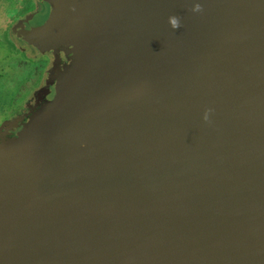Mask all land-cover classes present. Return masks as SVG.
Listing matches in <instances>:
<instances>
[{
    "label": "water",
    "instance_id": "water-1",
    "mask_svg": "<svg viewBox=\"0 0 264 264\" xmlns=\"http://www.w3.org/2000/svg\"><path fill=\"white\" fill-rule=\"evenodd\" d=\"M165 1V21L187 9ZM122 4L54 0L36 28L65 45L76 10L68 30L94 55L121 36ZM187 17L161 73L91 58L87 76H114L78 81L50 124L0 140V264H264V16L241 53L213 57L211 21Z\"/></svg>",
    "mask_w": 264,
    "mask_h": 264
},
{
    "label": "rangeland",
    "instance_id": "rangeland-1",
    "mask_svg": "<svg viewBox=\"0 0 264 264\" xmlns=\"http://www.w3.org/2000/svg\"><path fill=\"white\" fill-rule=\"evenodd\" d=\"M53 1L0 0V140L10 139L23 129L32 131L50 124L55 112L69 101L70 91L78 81L114 76L107 74L102 78L94 67L92 75L87 76L91 58L104 70L115 69L117 72L122 71L120 65L126 68L131 62L128 67L134 72L128 75L129 78L142 71L157 75L166 64L165 59H171L170 50L180 53L181 42H185L188 36L185 34L190 33L187 20L181 19L185 14L187 19L193 16L211 21L212 57L220 52L241 53L252 40V28L256 23L253 19L264 16V13H245L244 8H251L253 0H180L183 9H187L172 15L179 17L181 22V27L173 30L168 14L165 21L164 16L153 13L162 0H130V6L119 5L113 19L120 25L121 36L120 31L109 33L104 39L105 47L93 55L90 48L97 50L98 44L89 47L85 41L80 42V36H75L78 31L70 33L68 30L70 23L80 16L76 10L66 17L65 45L44 43L45 37L51 34L46 33L45 26L36 27L49 18ZM196 3L202 5L201 12H192ZM263 3L264 0H258L264 7ZM260 22L264 24V20ZM11 23L13 26L9 29ZM162 28L166 32L163 36L158 33ZM126 38L129 44L123 46L122 41ZM15 44L23 48L21 52L14 51ZM41 57L48 60H40ZM77 61L80 66L72 65ZM88 95L92 93L83 96Z\"/></svg>",
    "mask_w": 264,
    "mask_h": 264
},
{
    "label": "clouds",
    "instance_id": "clouds-1",
    "mask_svg": "<svg viewBox=\"0 0 264 264\" xmlns=\"http://www.w3.org/2000/svg\"><path fill=\"white\" fill-rule=\"evenodd\" d=\"M202 10L203 8L200 3L194 4L193 9H192V11L196 13L201 12ZM168 22H169L170 27L173 30H177L181 27L180 18L177 16H170ZM210 112H211V109L205 111L204 117H203L205 121H208Z\"/></svg>",
    "mask_w": 264,
    "mask_h": 264
},
{
    "label": "flooded vegetation",
    "instance_id": "flooded-vegetation-1",
    "mask_svg": "<svg viewBox=\"0 0 264 264\" xmlns=\"http://www.w3.org/2000/svg\"><path fill=\"white\" fill-rule=\"evenodd\" d=\"M15 13V12H14ZM15 15V14H14ZM12 26H13V23H11V26H10V28L9 29H11L12 28ZM2 28V27H1ZM16 45V44H15ZM23 48H20V47H18L17 45L14 47V51H17V52H21V50H22ZM36 59V58H35ZM48 60L47 59V57H41L40 58V60ZM32 60H34V59H32ZM38 60V59H37ZM33 65V67H35V68H37V66L36 65H34V64H32ZM40 65L42 66L43 65V63L42 62H40ZM43 77V76H42Z\"/></svg>",
    "mask_w": 264,
    "mask_h": 264
}]
</instances>
